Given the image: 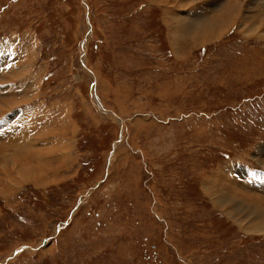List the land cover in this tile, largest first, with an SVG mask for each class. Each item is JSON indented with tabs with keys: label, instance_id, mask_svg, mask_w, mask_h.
Here are the masks:
<instances>
[{
	"label": "rangeland",
	"instance_id": "obj_1",
	"mask_svg": "<svg viewBox=\"0 0 264 264\" xmlns=\"http://www.w3.org/2000/svg\"><path fill=\"white\" fill-rule=\"evenodd\" d=\"M0 76V264H264V0H0Z\"/></svg>",
	"mask_w": 264,
	"mask_h": 264
},
{
	"label": "bare ground",
	"instance_id": "obj_2",
	"mask_svg": "<svg viewBox=\"0 0 264 264\" xmlns=\"http://www.w3.org/2000/svg\"><path fill=\"white\" fill-rule=\"evenodd\" d=\"M229 12H230V10H229ZM223 13V12H222ZM219 15H222V14H218V16H216L211 22H209L208 23V25H207V27H209V31H211V32H213L214 34H216V31L218 30V29H216V28H219V26H220V24L222 23V19H221V17H219ZM224 21V20H223ZM194 22V21H193ZM189 23H190V21L189 22H186L184 25H186V27H187V25H189ZM183 27H185V26H183ZM177 29V28H176ZM188 30V29H187ZM220 31V30H219ZM180 32H181V30H180ZM221 32H222V30H221ZM220 32V33H221ZM204 34H207V33H204ZM197 36H199V35H197ZM7 59H9V58H7ZM9 62V61H8ZM13 62V61H12ZM15 63V62H14ZM5 64H7V63H5ZM6 71H8V70H6ZM13 71H14V69H13ZM4 72V71H3ZM8 74H10V72H8ZM7 75V74H6ZM1 77V76H0ZM4 78H5V76H4ZM3 79V78H2ZM0 81H2V80H0ZM4 98V97H3ZM7 98V97H6ZM9 98V97H8ZM3 100V99H2ZM4 100H5V98H4ZM3 100V101H4ZM2 101V102H3ZM7 101V100H6ZM1 102V103H2ZM7 103V102H6ZM5 104V103H4ZM2 105V104H1ZM8 104H6V106H7ZM7 107H9V106H7ZM0 110H2V109H0ZM3 111V110H2ZM11 128V127H10ZM4 129H5V127H4ZM4 129H0V131L1 130H3L4 131ZM8 129V128H7ZM2 132V131H1ZM9 134V133H8ZM14 135V134H13ZM2 136V135H1ZM4 136V135H3ZM7 136V135H6ZM12 136V135H11ZM10 136V137H11ZM23 136V135H22ZM9 137V139H11L12 140V138H10ZM13 137H15V135L13 136ZM18 137V136H17ZM4 139V138H3ZM1 141H3L2 139H1ZM6 141V140H5ZM36 141V140H35ZM6 143V142H5ZM7 144V143H6ZM24 144V143H23ZM14 148V147H13ZM21 148V147H20ZM23 148V147H22ZM11 149V148H10ZM31 149V148H30ZM32 150V149H31ZM20 152V151H19ZM22 153V152H21ZM20 153V156L21 155H24V154H21ZM19 154V153H18ZM17 154V155H18ZM43 155V154H42ZM60 156V155H59ZM18 157V156H17ZM21 158V157H20ZM40 159H41V156H40ZM4 160V159H3ZM43 160V159H42ZM11 162V161H10ZM14 162V161H13ZM39 162V161H38ZM41 162V161H40ZM39 162V163H40ZM38 167H40V166H37V168ZM18 169V168H17ZM40 171H41V169H40ZM6 172V171H5ZM8 172H10V170H8ZM23 173V172H22ZM26 173V172H25ZM28 174V173H27ZM7 176H9L10 174L9 173H7L6 174ZM17 175V174H16ZM32 176V175H31ZM42 177V176H41ZM22 179V178H21ZM14 183V182H13ZM220 204H221V198L219 199V201L216 203V205H219L220 206ZM223 206V205H222ZM230 209V208H229ZM231 210V212H233L232 211V209H230ZM260 210H261V208H260ZM263 211V212H262ZM259 213H261L263 216H264V209L263 210H261V212L259 211V207L258 206H253L252 207V209L251 210H249V211H247V212H244L243 214H240V215H238V213H236L235 215H232V217H234L235 218V221L236 222H238L237 224H239L240 226H241V224H242V222H247L248 220H251V222H250V224H252V225H254V228L256 227V225L258 226V220H259V218H261L259 215ZM262 222H263V224H264V221L262 220ZM248 224V223H247ZM246 225V224H245ZM244 226V225H243ZM247 226V225H246ZM249 226V225H248ZM261 228H263V230H264V225L263 226H261Z\"/></svg>",
	"mask_w": 264,
	"mask_h": 264
}]
</instances>
